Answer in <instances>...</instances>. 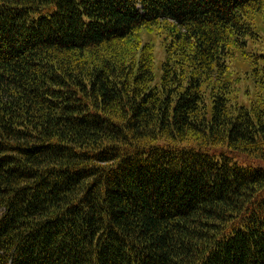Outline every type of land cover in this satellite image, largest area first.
I'll use <instances>...</instances> for the list:
<instances>
[{"label": "trees", "instance_id": "16d2710c", "mask_svg": "<svg viewBox=\"0 0 264 264\" xmlns=\"http://www.w3.org/2000/svg\"><path fill=\"white\" fill-rule=\"evenodd\" d=\"M258 16L264 0H0V264H264ZM236 54L263 90L249 106Z\"/></svg>", "mask_w": 264, "mask_h": 264}, {"label": "rangeland", "instance_id": "374dc122", "mask_svg": "<svg viewBox=\"0 0 264 264\" xmlns=\"http://www.w3.org/2000/svg\"><path fill=\"white\" fill-rule=\"evenodd\" d=\"M255 24V25H254ZM254 28L257 33V37L254 40H248L246 50L253 52H263L264 50V21L258 16L257 21L254 22ZM164 37L165 34L160 29L143 30L139 34V39L143 42H151V56L154 65V78L153 84H159V76H161V68L165 61L164 50ZM235 57L229 62V68L227 70V77L233 88V95L230 98L231 103H237L238 105L249 106L257 96V92L262 93V88L258 85L253 73L250 70V61L238 57L239 54L234 55ZM246 60V61H245ZM264 95V93H262ZM264 98V97H263ZM258 165L264 167V162H257ZM256 164V165H257Z\"/></svg>", "mask_w": 264, "mask_h": 264}]
</instances>
